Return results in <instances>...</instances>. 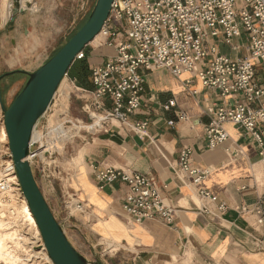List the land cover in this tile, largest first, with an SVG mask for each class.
Returning a JSON list of instances; mask_svg holds the SVG:
<instances>
[{
	"label": "crops",
	"instance_id": "1",
	"mask_svg": "<svg viewBox=\"0 0 264 264\" xmlns=\"http://www.w3.org/2000/svg\"><path fill=\"white\" fill-rule=\"evenodd\" d=\"M36 4L37 9L27 7L18 13L11 27H7L6 20L12 12V1L3 8L0 81L6 86L5 107L17 95L13 80L28 78L20 70L31 72L39 67L30 69L21 64V68L6 71L9 66L26 62L20 53L22 40L34 44L35 32L63 25L57 16H48L50 8L55 6L53 0H37ZM49 35L38 36V46H46ZM211 41H217L219 51L231 57L248 54L244 31L233 39L238 49L225 43L222 36ZM87 49L90 67L115 53L107 44H91ZM77 61L80 60H75L72 66ZM70 69L67 78L71 89L65 114L71 117L75 128L83 130L75 151L79 166L65 170L64 185L53 181L49 184L42 177L39 164L33 169L51 209L79 252L96 264H264V225L256 223L257 217L252 211L258 200L264 198V164L258 156L257 145L233 123L226 124L230 138L221 146L209 147L205 135L209 121L205 111L220 103L221 96L204 88L201 80L189 72L177 77L166 68H157L145 75L146 94L131 121L113 120L106 131L91 127V117L84 110V105L92 99L90 71L86 87L71 78ZM257 69L263 75L264 62ZM61 87L51 103L53 114L64 105L66 92H61ZM194 89L198 94L191 93ZM172 98L177 105L166 107ZM178 110L184 111L187 119L169 124V120H176ZM135 119L148 121L144 133H137L131 125ZM186 146L193 150L194 163L209 169L198 184L178 164L180 150ZM104 165L128 167L157 177L164 187L165 202L176 209L174 224L156 217L135 222L122 208L121 199L127 190L124 183L117 181L102 189L98 187L93 169ZM200 187L210 189L217 196V203L226 204V210L218 213L215 205H211L210 209L217 215L201 211ZM66 188L82 201V211L67 212L63 205Z\"/></svg>",
	"mask_w": 264,
	"mask_h": 264
},
{
	"label": "built area",
	"instance_id": "2",
	"mask_svg": "<svg viewBox=\"0 0 264 264\" xmlns=\"http://www.w3.org/2000/svg\"><path fill=\"white\" fill-rule=\"evenodd\" d=\"M242 31L248 40L245 56L231 57L219 51L217 41H211L222 36L225 43L238 49L233 39ZM99 34L103 37L100 44L113 47L115 53L90 67L92 99L84 105V110L91 117V127L107 131L113 120L129 123L141 108L146 94L145 75L149 71L166 68L177 77L189 72L201 80L204 88L222 98L205 111L209 116L205 129L208 146L215 148L227 142L230 134L226 124L233 123L256 143L264 164V74L260 75L257 69L264 62V0H113ZM91 44L77 54L76 60L87 57V47ZM191 93L196 95L198 91L194 89ZM175 105L172 98L166 107ZM182 119H187V114L178 110L176 120H169V124ZM67 123L73 124L71 119L58 121L45 133L32 138L29 155L32 164L43 156L44 145L52 143L54 148V143L68 134ZM131 123L139 134L148 125V121L138 119ZM49 134L54 135L52 142L45 144ZM192 155L190 147H183L178 164L198 184L209 169L194 163ZM93 176L101 189L117 181L127 186L121 199L122 208L135 222L156 217L174 224L176 209L165 202L164 187L154 175L104 165L95 166ZM198 195L202 201L200 210L209 215H217L210 209L211 205H215L218 213L227 208L225 203H217V196L206 187H200ZM25 201L3 115L0 218L21 222L19 210ZM63 205L69 214L84 209L82 201L69 189L64 190ZM252 211L256 223L264 225V198L258 200ZM0 264L4 263L0 261Z\"/></svg>",
	"mask_w": 264,
	"mask_h": 264
},
{
	"label": "water",
	"instance_id": "3",
	"mask_svg": "<svg viewBox=\"0 0 264 264\" xmlns=\"http://www.w3.org/2000/svg\"><path fill=\"white\" fill-rule=\"evenodd\" d=\"M112 2L96 0L85 23L52 56L34 71L20 70L28 74V79L8 107L4 106L0 97L17 174L53 264L96 263L72 244L51 209L29 158L30 144L37 123L47 112L77 54L100 33L110 14ZM25 3L30 7L31 2ZM12 5L10 22H14L17 14L27 8L22 5V0H12Z\"/></svg>",
	"mask_w": 264,
	"mask_h": 264
},
{
	"label": "rangeland",
	"instance_id": "4",
	"mask_svg": "<svg viewBox=\"0 0 264 264\" xmlns=\"http://www.w3.org/2000/svg\"><path fill=\"white\" fill-rule=\"evenodd\" d=\"M9 0H0V21L4 20L3 15V8H7V3ZM12 1V0H11ZM31 2L30 8L31 9H37L38 4L37 0H29ZM54 5L50 10L48 11V16L53 18H59L62 20L63 25L61 28L56 29H48L44 30L42 29L39 33L35 32V43L29 45L27 42V39H23L22 46L20 47V53L23 54V57L26 60V62L18 63L17 65L9 66V68L6 71H11L13 69L21 68V64L23 67L30 69H35L38 66H40L42 63H44L54 52L57 48L61 47L87 20L90 12L92 11L96 0H53ZM53 16V17H52ZM7 21V27H11L13 22H10V17ZM3 33V32H2ZM0 30V35L2 34ZM45 34H51L47 38L48 44L44 47L38 46L39 45V37L42 38ZM46 39V38H45ZM103 40V37H99L97 42L92 44H100ZM10 46V45H9ZM88 50V49H87ZM2 71H0V74ZM14 74V73H13ZM12 74V75H13ZM28 79V78H27ZM26 79V81H27ZM25 78L20 80H13V86L16 87V94L20 92V90L23 88V86L26 83ZM71 89V83L69 79L66 77L65 82L63 83L62 87L60 88V91L66 92L65 99L63 100L62 107L59 109L58 112L54 113V109L50 108L45 113L44 116H42L37 123L35 127V135L34 138L37 137L39 134H43L46 132V130L54 125L56 122H62L66 119H71V117L66 116L65 113H67V102H68V91ZM0 92L3 99V102L6 99V86L3 83V80L0 81ZM1 104V101H0ZM11 104V103H10ZM9 104V105H10ZM7 105L6 107H8ZM66 107V108H65ZM4 115L3 107L0 105V121L2 120V116ZM69 129V136H65L60 141H58L57 145L54 146V148H49L48 152L43 154V156L40 159H37L33 161V167L37 163L41 167V173L42 177L50 184V181L53 182H62V185H64V181L66 179L65 170L68 168H72L71 166H75L74 168H77L79 166V161L75 157L76 156V149L79 146L81 142L80 133L83 132L79 131V128H75V125H72L70 123L66 124ZM54 135H48L47 138H45L44 143L46 142H52V137ZM36 175V174H35ZM37 180L39 182L40 179L36 176ZM68 188V187H67ZM66 188V189H67ZM5 224V223H4ZM9 226L8 224H5ZM4 225V226H5ZM24 234V233H22ZM37 234V233H36ZM33 235L31 232L28 236V239H26L27 243H30V246L28 247V256L26 259H23V264H51L49 258L47 259L46 254L47 251L44 249H41L43 247V242L40 236ZM26 235V234H24ZM31 240V241H30ZM25 242V240H24ZM22 255V254H21ZM24 256V255H22ZM32 258V259H30ZM5 261V256L3 258ZM30 260V261H29ZM4 263V262H3ZM179 264V263H178Z\"/></svg>",
	"mask_w": 264,
	"mask_h": 264
},
{
	"label": "bare ground",
	"instance_id": "5",
	"mask_svg": "<svg viewBox=\"0 0 264 264\" xmlns=\"http://www.w3.org/2000/svg\"><path fill=\"white\" fill-rule=\"evenodd\" d=\"M26 1H29V0H22V5L24 7H27L25 3ZM99 37H101V34H98L94 38V40ZM65 79L66 78H64L62 83L65 81ZM35 132L36 131L34 130L33 138H34ZM66 136H69V132ZM54 144L57 145V143H54ZM52 147H53L52 143H50L49 145H44L43 153L44 154L49 153L48 149ZM19 214H20L21 222H17L16 220L0 218V261L4 262V264H23V259H26L28 256H30L28 254V252L30 253V251L28 250V247L30 246L31 242L30 243L26 242L27 241L26 239H28L27 235H30L31 232L33 233V235L37 233L41 238L39 227L29 207L28 201H25L22 203L20 210H19ZM4 223L5 224L9 223V226L5 225ZM21 254L24 256H22ZM4 256H5V259H7L6 261L3 259ZM46 258L47 259L49 258L51 264H53L49 255L46 256Z\"/></svg>",
	"mask_w": 264,
	"mask_h": 264
},
{
	"label": "trees",
	"instance_id": "6",
	"mask_svg": "<svg viewBox=\"0 0 264 264\" xmlns=\"http://www.w3.org/2000/svg\"><path fill=\"white\" fill-rule=\"evenodd\" d=\"M59 48H57L55 50V52ZM70 70L71 71L69 72V74H70L71 78L78 80L81 85H84L86 87L89 86L88 85V76H89L90 66H89L86 58L81 59L80 61H77V63H75Z\"/></svg>",
	"mask_w": 264,
	"mask_h": 264
}]
</instances>
